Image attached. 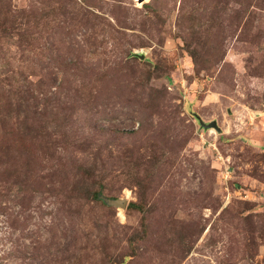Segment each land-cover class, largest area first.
Here are the masks:
<instances>
[{
    "label": "rangeland",
    "instance_id": "obj_1",
    "mask_svg": "<svg viewBox=\"0 0 264 264\" xmlns=\"http://www.w3.org/2000/svg\"><path fill=\"white\" fill-rule=\"evenodd\" d=\"M0 264H264V0H0Z\"/></svg>",
    "mask_w": 264,
    "mask_h": 264
},
{
    "label": "water",
    "instance_id": "obj_2",
    "mask_svg": "<svg viewBox=\"0 0 264 264\" xmlns=\"http://www.w3.org/2000/svg\"><path fill=\"white\" fill-rule=\"evenodd\" d=\"M199 119H201L199 117ZM200 123L205 126V127H214L216 129H218V131L221 130V128L219 127V125L217 124L216 121H211L209 123H205L203 120H200ZM107 201L111 204H114V205H118V206H125L126 205V200L125 199H107Z\"/></svg>",
    "mask_w": 264,
    "mask_h": 264
}]
</instances>
